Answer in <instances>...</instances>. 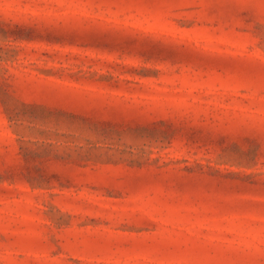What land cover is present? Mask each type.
<instances>
[{
  "label": "rangeland",
  "instance_id": "obj_1",
  "mask_svg": "<svg viewBox=\"0 0 264 264\" xmlns=\"http://www.w3.org/2000/svg\"><path fill=\"white\" fill-rule=\"evenodd\" d=\"M0 264H264V0H0Z\"/></svg>",
  "mask_w": 264,
  "mask_h": 264
}]
</instances>
